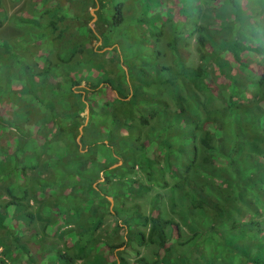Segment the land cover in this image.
Here are the masks:
<instances>
[{"label": "trees", "instance_id": "trees-1", "mask_svg": "<svg viewBox=\"0 0 264 264\" xmlns=\"http://www.w3.org/2000/svg\"><path fill=\"white\" fill-rule=\"evenodd\" d=\"M98 1L94 30L87 29L91 39L97 34L109 45L113 31L131 28L125 37L131 38L141 58L138 63L124 64L128 83L120 60L107 68L99 53L87 50V45H77L69 53L82 54L78 65L83 66L87 82L82 93L69 91L70 101L60 87L52 85H46L50 97H39L27 65L21 68L23 74L19 67L10 73L8 65H0V231L30 262L38 264L33 247L21 242L18 233L27 234L36 222L52 228V221L59 228L60 217L67 225V213L57 211L66 206L67 212L75 210L76 225L55 231L63 240L61 248L42 243L44 248L52 247L54 260L49 264H128L123 254L129 251L134 253L133 264H264V0H135L128 17L121 0H112L110 13L107 2ZM203 4L210 7L209 13L221 28L229 29V39L214 35L202 23ZM3 13L0 5V27ZM57 20L64 17L52 18L54 31ZM166 26L165 47L171 60L161 64L157 60L165 53L158 43ZM193 37L199 63L190 67L186 54ZM48 72L47 68L44 73ZM14 73L18 76L12 78ZM79 83V79L71 81L74 86ZM104 89L114 91L115 98L93 97ZM162 89L171 94L173 111L158 97ZM224 90L229 92L227 102L214 108ZM10 91L32 95L33 109L40 118L31 123L33 109L28 108L16 109L13 117L14 105L4 98ZM127 96L129 101H124ZM86 110L85 122L82 114ZM149 113L154 117L151 124ZM135 117L139 127L125 126ZM43 128L49 129L50 136L41 133ZM31 135L39 151L35 163L28 165L24 148ZM47 138L65 155L48 160V167L59 172L51 182L29 174V170L45 167L39 155L47 148ZM126 149L127 155L123 153ZM118 161L122 165L110 171ZM136 166L145 173L150 188L168 190L172 213L179 221L162 217L158 207L148 216L139 213L138 207L115 209L117 214L131 212V219L124 221L129 230L138 225L148 228L147 234L130 230L128 242L116 246L97 242L93 232L102 224L104 204H109L101 192L122 205L130 196L140 195L143 184L129 176ZM199 176L203 183H197ZM101 178L103 182L97 184L101 190H97L93 184ZM62 190L73 199L72 206L60 200ZM32 201L37 205L35 211ZM183 227L188 230L186 238ZM133 241L141 247L155 246L153 258L133 250ZM121 246L124 251L115 254ZM2 247L0 264H6L2 256L10 260L9 248L0 240Z\"/></svg>", "mask_w": 264, "mask_h": 264}, {"label": "rangeland", "instance_id": "rangeland-1", "mask_svg": "<svg viewBox=\"0 0 264 264\" xmlns=\"http://www.w3.org/2000/svg\"><path fill=\"white\" fill-rule=\"evenodd\" d=\"M92 1H94V5ZM92 1L0 0V5L5 11V13H3V18L5 17V20L3 22V25L0 27V65H8L10 67V73L12 71H15V67H19V74H23V66L27 65L29 67V73L33 75L34 79H36L35 89L37 90V95L39 97H50L52 95V92L49 89L52 85L54 88L60 87V93L65 94L67 96V100L70 101L72 100V95L69 94V91L72 90L74 93H82V90H84L87 86V82L85 79L83 66L78 65V63L81 62L82 54L74 52V54L71 55L69 53L73 51V49L71 48H78L77 45H79V48H81V46L87 45V50L92 49L95 52L99 53V58L104 60L105 66L109 65L107 68H110L113 64L117 63V60H120L118 61V64L122 66V69L126 73L124 77L125 79H123L126 80V83H128V71L124 64L138 63L141 58V56L140 58L138 57L137 48H133L131 38L125 37L130 35L127 32H129L131 28H124L123 31H113V35L109 36V45H105L104 41L100 39L97 34L96 37L99 39H91L90 35L87 32V29L91 28L92 30H94V23L97 20L96 14L99 11V1ZM102 1L107 2V12L110 13L113 5L112 0H110V3L107 0ZM121 2L123 3V5H125L123 8L125 16H130V12L134 11L135 0H121ZM201 6L202 11L205 15V19L202 21V23L204 25H209V29H211L214 35L229 39V29H223L218 25L219 21H216L212 14L209 13V6H206L204 4ZM135 13L137 12L135 11ZM57 15L58 17H64V20L56 21V30L54 31L50 26V22L52 21V18ZM88 16L91 17V20L87 19ZM80 19L82 21L81 24L79 23ZM144 27L145 26H143V28ZM168 33V26H166L164 30V37L162 41L158 43V45H160L161 51L164 50L165 53L163 57H160L159 60H157L161 64H169L171 60V56L165 47V40ZM188 45L190 53L189 55L186 54V56H188L187 64L190 67H195L199 63V60L198 52L195 48L196 44L194 41V37L190 40ZM126 47L128 48V51L125 50ZM65 49H71L67 52V54H69L70 56L67 63L62 62L63 60H66L67 57H69L66 56L67 54H64ZM54 50L57 54L53 52ZM89 57L91 56L89 55ZM228 59H231V57H228ZM47 68L49 69V72L45 74L44 71ZM38 72H43L44 74L37 77L35 73ZM15 75L16 74L14 73L12 78H14ZM242 76V73H239V77L242 78ZM73 79H79L80 83L77 86L72 85L71 81ZM46 85H50V87H47ZM113 92L114 91H112L111 89H104L103 93H100L99 96L95 95L93 97H105L108 101H110V99L115 98ZM138 92L144 91L142 89H138ZM228 96L229 92L227 90H224L213 107H221V105L227 102ZM147 97L148 95L144 94V98ZM158 97L162 101L167 103V107L171 109V111H173L175 105L171 94L168 91L162 89V91H160V93L158 94ZM4 98L5 101H10L14 105L13 110H11V115L13 117L16 113V109L24 111L27 108L33 109L34 107L32 95L25 96L23 94L10 91L4 95ZM129 99L130 96H127L123 100L129 101ZM236 99L237 98H234V100ZM6 108L9 110L7 106L4 107L5 110ZM57 110L61 111V106L57 107ZM36 112L37 110L35 109L31 110V123L40 118L39 113ZM24 113L25 112H21V117H25L26 114ZM82 116L85 117L86 122L88 119V110H86L82 114ZM147 117L150 124L154 122L152 113H149ZM127 119L128 118H126L125 120ZM128 124L134 127H139L140 124L138 122V117H135L130 121L127 120L125 122V126H127ZM146 127L143 129H146ZM81 129L82 128H80V131ZM10 133H14L13 129ZM41 133L50 136L48 128H43ZM34 138V135H31L30 138L28 137L26 142H29V146L26 145L24 148V153L25 155H27L28 159V165H32L35 163L34 155L39 151L34 142ZM76 142L81 148L79 138L76 140ZM54 146L55 143H52V140L48 139L46 150L39 155V159L44 163L45 167L42 168L40 166L35 170H29L30 175H36L46 182H51L52 180L57 179V175L59 172L53 168H49L48 166L50 165L48 164V162H52L62 156L64 157L65 155L64 152H60L59 154V152L54 149ZM61 149H63V147H61ZM80 150L81 152H83L82 149ZM127 151L128 149L124 150L123 153L127 155ZM150 153L153 154V152ZM137 155H139V152H137ZM18 156L20 155L18 154ZM121 165L122 161H118L116 162V164H113L111 167H109V170L112 171L113 169H117ZM129 176L142 183V188L144 190H142V193L138 196H130L128 199H125L123 205L121 203L117 204L112 198V195H110L109 193L105 194L104 191L101 192V195L106 198L109 204H104V209H106V211L102 214V224L100 225V228L98 230L93 232V239L97 242L108 243L110 245L116 246L120 245L123 242H128V233L130 232V230H132L133 233H136L138 230L145 231V233L147 234L148 228L138 225H133V227H131V229L129 230L124 221L131 219V212L117 214L114 212L115 209L118 210L120 208H123L124 210H126L131 207H138L139 213L148 216L153 208L158 207L161 210L162 217H170L175 221H179V219L172 213L173 210L170 206L169 198L170 193L167 189H163L158 186H153L152 188H150L148 186L149 182H147L145 173L141 171L137 166L134 167L133 174H130ZM101 182H103V178L94 183L93 187L97 190H101V187L99 188L97 186V184ZM203 182L204 180L199 176L197 178V183ZM216 182L219 183V181ZM66 183L63 182V184L65 185ZM0 192L3 193L2 188H0ZM69 196L70 195H68L64 190L60 192V200L62 201V203L72 206L73 199ZM1 199L6 200V196L2 195ZM49 200H53V198H49ZM30 204L32 205V210L35 211L37 205L34 203V201L30 202ZM65 208L67 207L59 206L57 208V211L67 213L66 218H70V222L67 225H64L65 219H62L60 217L58 219L60 220L59 228L55 226L52 221V228H47L44 223L36 222L34 225L29 227V232L27 234H23L20 232L18 233L19 237L21 238V242H26L27 244L30 243L29 245L33 247V256L35 257V259H37L38 264H41L42 260L44 262L45 259V264H49L52 260H54L52 252L49 251L52 247L48 249L46 248L49 247V244L55 245L58 248L62 247L63 240L58 236L59 233L56 234L55 231L58 229L59 231H62L65 227H74L76 225L73 222L76 216L75 210L70 209L67 212ZM87 209L88 208H85L86 211ZM68 214L70 215L68 216ZM182 230L183 237L186 238L189 235L188 230L185 227H183ZM0 240L4 243L5 247L9 248V252L7 254L10 256V260H16L15 263L10 262L7 256L4 255L2 256V259H5L6 264H35L30 262L25 254L20 253L17 248L11 245L7 234L4 231H0ZM64 240L70 241L69 236H65ZM42 243L46 246L45 248ZM131 247L133 248V250L139 251L141 255L146 256L149 259L153 258L154 251L156 250L155 246L141 247L136 241L131 242ZM3 248L4 247L0 248V259L1 255H3ZM124 249L125 246H121L115 249L114 253L116 254L118 252H123ZM123 257L127 260L128 264H133V252L129 251V253H125L123 254ZM77 264L83 263L82 261H78Z\"/></svg>", "mask_w": 264, "mask_h": 264}]
</instances>
